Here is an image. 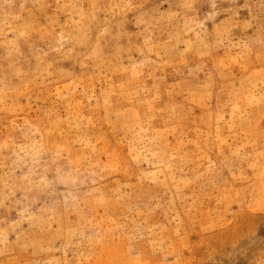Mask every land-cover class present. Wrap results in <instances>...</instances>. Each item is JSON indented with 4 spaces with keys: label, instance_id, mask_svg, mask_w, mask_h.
Wrapping results in <instances>:
<instances>
[{
    "label": "rangeland",
    "instance_id": "1",
    "mask_svg": "<svg viewBox=\"0 0 264 264\" xmlns=\"http://www.w3.org/2000/svg\"><path fill=\"white\" fill-rule=\"evenodd\" d=\"M0 264H264V0H0Z\"/></svg>",
    "mask_w": 264,
    "mask_h": 264
}]
</instances>
